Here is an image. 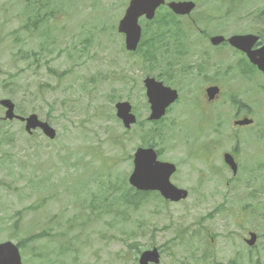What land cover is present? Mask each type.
<instances>
[{
  "label": "rangeland",
  "instance_id": "1",
  "mask_svg": "<svg viewBox=\"0 0 264 264\" xmlns=\"http://www.w3.org/2000/svg\"><path fill=\"white\" fill-rule=\"evenodd\" d=\"M17 1L20 2L19 12L23 13L26 8H31L27 0ZM55 2L64 8L63 12H69L67 16L61 13L62 16H58L57 19L49 18V21L41 24L39 33L21 30L16 35L14 31L22 26L25 18L22 17V22L20 21V13L15 10V0H0V6L3 5L0 7V100L11 99L17 110L25 114H36L40 119L47 121L57 134L54 140H49L38 131L34 138H30L16 123L4 129L9 133L12 142L1 147L0 151L2 155L0 182L9 186L5 188L0 184L1 232L7 228L6 219L16 218V212L24 211L19 237H23L26 230L39 233L48 226L50 217L57 215L58 219H62V223L56 231H65L68 228V232L54 233L51 227L44 231L48 237H67L74 241L75 246H70L63 259L62 256H58V260L61 262L62 259L64 264H138L134 256L136 250L126 245V237H135L134 241L144 245L141 247L142 250L152 246L162 247L161 264H195L194 261L199 259L193 257L191 250L194 247L191 246H196L194 255L197 258H200L205 250L209 251L203 237L211 238L208 240L214 252L213 259H210L215 262L225 264L231 259H237L239 264H264V216L262 215L264 195L258 196L257 201L258 197L253 200L245 199L244 192L225 194V187L221 183L217 188L216 179L212 184L204 187L203 190L208 191V194L205 195L203 202H197L199 206L187 205L198 199L199 194H195L185 200L183 206L172 205V209L168 204L161 202L159 208L162 211L153 216L152 211L157 209L158 201L155 202L150 198L136 210L129 207L125 209L127 218L122 224L117 221V218L121 217L114 213H102L99 218L97 217V213L100 214L99 210L93 213L88 209L87 205H90V200L95 195L94 191L98 193L100 190L109 196L108 199L112 202L113 196L109 193L118 194V192L108 187L128 174L132 168L129 157L140 142L134 134L136 127L133 128L132 135H122L124 128L115 119L113 111L119 98L115 95L108 96L119 89L123 92L121 95L125 97L126 84L117 82L109 74L106 79L100 77L105 72L116 70L113 60L122 65L127 64L125 61H133L142 67L143 60L140 56L128 54L124 50L121 37L114 29V18L118 16L116 11L125 9L127 0H84L82 5L80 0L63 2L54 0ZM257 2L259 3L257 7L261 9L262 0H196L198 9L208 16L223 14L227 9L231 12L236 11L235 13L252 11L257 8L255 7ZM107 4L110 7L107 8ZM81 6L85 9H81ZM95 11L98 16L95 15ZM203 17L197 16L194 21L205 34L239 30L247 26V23L239 22L230 16L220 19L219 28L216 20L208 24ZM52 21L59 23L55 24V30L53 28L47 32L46 28L51 26ZM100 29L106 33L102 35ZM91 34L94 42L91 40L82 43L83 38L91 37ZM18 35L21 39L19 44L15 40ZM45 46L47 49L41 51V57L34 56ZM18 47L26 53L23 59L20 58L22 51L20 56L17 55ZM153 58L156 65L146 72L144 69H136L131 63L125 65L132 76L129 79L127 98L131 97L140 111L141 118L146 114L142 104L141 89H143L142 80L147 74L156 77L151 74L155 69H159L166 85L175 87L179 81L182 85L191 84L190 74H177L176 67L171 65V60L158 57L156 54ZM48 69L56 70L58 77L62 71L66 72L61 79L49 73ZM86 75L94 76L95 81L86 82L88 79ZM144 96L145 94L143 99ZM187 96L181 92L180 100L172 106L174 112L171 109V113L166 116L167 125L174 122L178 115L182 116L184 113L182 108L188 104L185 100ZM49 110L51 112L48 116ZM0 125L2 126L1 122ZM191 133L187 128L181 133L180 138H184L185 135L189 137ZM183 151L179 148L174 152H165V159L174 163L179 162ZM107 174L108 177L104 178ZM195 177L196 174L193 175L183 168L174 174L172 180L178 178L182 186L194 185ZM183 178L186 183L182 181ZM102 181L108 182L105 189L101 187L104 185L101 184ZM75 186H81V190L76 192L73 189ZM225 198L228 200L225 201ZM73 200L75 203L85 200V205L81 206V215L77 219L74 218L65 224L64 215L71 218L76 217L78 213L79 208ZM223 200L225 203L229 202V205L236 202L242 203L243 206L245 203H253L247 211L251 212L255 205L258 207V215L252 216L245 231L240 223L245 220L246 213L238 210V205L232 211L233 218L230 215L223 216L227 211L220 208L218 211H221V217L214 216L204 222L209 233H203L198 237L199 239L194 238L196 236L193 232L197 229V221ZM32 204L35 205L36 212L25 211ZM119 208L124 210L123 204H120ZM168 210H170L169 214L165 212ZM187 213L188 215L184 216ZM169 215H171L170 222ZM235 219L236 225L233 221ZM148 221H152L153 224H149ZM177 224L188 227L186 237H179L184 241L182 244L174 237ZM132 231L136 234L129 236ZM250 231L258 232L260 235L256 243L257 248L251 253L242 243L243 238H248ZM112 235L114 236L111 237ZM216 236L217 238L212 241V237ZM190 237L193 239L191 240ZM128 240L129 238L126 241ZM187 241L192 245H186ZM137 245L138 243H135V246ZM52 246L51 240L44 237L37 241L35 250L37 254L44 255ZM210 259L207 264L212 261ZM24 262L35 264L36 260L26 255Z\"/></svg>",
  "mask_w": 264,
  "mask_h": 264
},
{
  "label": "flooded vegetation",
  "instance_id": "2",
  "mask_svg": "<svg viewBox=\"0 0 264 264\" xmlns=\"http://www.w3.org/2000/svg\"><path fill=\"white\" fill-rule=\"evenodd\" d=\"M235 12L228 11L227 9V11L223 12L224 14L217 13L215 16L207 18V23L209 24L211 21L216 20L217 26L220 28V19L232 16L235 20L239 18L238 21L242 22L241 18L252 16L256 10L245 11L240 13V15ZM191 21L193 22V20ZM189 30L185 38L190 45L188 51L181 56L182 58L185 56L190 57L192 66L190 68L191 88L185 91V93L190 96L192 94V103L195 108L205 109L208 112L214 106L225 102L232 88L236 86V80L238 84L240 79L245 76L246 70L254 74L257 68L247 61L244 53L229 45L227 34L230 31L214 32V34L208 32L205 34L197 25L190 26ZM258 35L259 37H263L261 32ZM214 37H221L223 41L214 45L211 42ZM261 45L262 42L260 41L253 44L251 51L256 53ZM213 87L218 88V95L210 101L207 89ZM237 141L239 142V140ZM3 241V239L0 240V243Z\"/></svg>",
  "mask_w": 264,
  "mask_h": 264
},
{
  "label": "water",
  "instance_id": "3",
  "mask_svg": "<svg viewBox=\"0 0 264 264\" xmlns=\"http://www.w3.org/2000/svg\"><path fill=\"white\" fill-rule=\"evenodd\" d=\"M163 4V0H132L131 4L126 11V15L120 22L119 31L126 35L127 49L134 50L139 40L140 29L137 26V19L146 15L148 19H151L154 15V11L157 7ZM170 8L176 13H187L192 9L191 4L184 3H171ZM148 89V98L152 105V119L160 118L165 109L176 99L175 92L167 90L159 83H155L152 80L146 82ZM3 105L9 106L8 102H2ZM10 107V106H9ZM118 117L121 118L126 127L134 122V118L129 115L130 107L127 104L117 106ZM10 111L7 116H10ZM39 127L43 130L46 136L50 139L55 137V132L47 124H43L37 120L36 116H31L27 119L26 129H35ZM134 172L130 177V183L138 189L142 190H155L162 191L164 184L168 185L170 172L161 170L160 166L155 163V155L151 151H138L134 160ZM165 190L163 192L173 198H180L183 192L177 190ZM180 192V193H179ZM156 250L152 252H145L141 257V264H147L149 261L157 262ZM2 260V261H1ZM0 264H20L19 256L15 255H2L0 258Z\"/></svg>",
  "mask_w": 264,
  "mask_h": 264
},
{
  "label": "trees",
  "instance_id": "4",
  "mask_svg": "<svg viewBox=\"0 0 264 264\" xmlns=\"http://www.w3.org/2000/svg\"><path fill=\"white\" fill-rule=\"evenodd\" d=\"M39 15V14H38ZM40 19H42V17H40ZM52 73H53V71H51ZM136 195L138 194V193H135Z\"/></svg>",
  "mask_w": 264,
  "mask_h": 264
}]
</instances>
